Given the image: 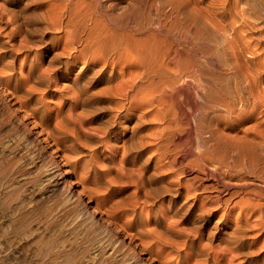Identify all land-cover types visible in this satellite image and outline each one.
<instances>
[{"label":"bare ground","instance_id":"bare-ground-1","mask_svg":"<svg viewBox=\"0 0 264 264\" xmlns=\"http://www.w3.org/2000/svg\"><path fill=\"white\" fill-rule=\"evenodd\" d=\"M198 1L0 0V183L73 185L42 263L264 264V51Z\"/></svg>","mask_w":264,"mask_h":264},{"label":"rangeland","instance_id":"rangeland-1","mask_svg":"<svg viewBox=\"0 0 264 264\" xmlns=\"http://www.w3.org/2000/svg\"><path fill=\"white\" fill-rule=\"evenodd\" d=\"M202 1L204 2V0H202ZM202 1L200 0L201 5H200L199 1H198V3L201 7L204 8L205 5L203 4ZM208 1H209V3H208ZM232 1L233 2H231V0H223V1L222 0H206V2L208 3L209 6L212 5V3H213V7L210 8L208 6H205V8H206L205 11L207 13L209 11L208 17L210 15V21L206 23V21H208V19L205 18L206 20L203 19L202 24H204V25L207 24V27L210 26L208 28H210V32L212 31L211 33H212L213 39L215 38L214 40L219 42V41H221V40H219L220 38L223 39V37L225 35L224 32L228 28H230V24L235 25L241 17V19L243 18V20H245V21L240 19V21H238L239 23H237L235 26L240 25L239 27H243V29H245V30L247 28V31H249L253 35V41L252 42L254 44H258L257 47L264 51V12L262 10H260L257 7V5L248 4L247 0H232ZM214 5H215V7H214ZM246 5L249 7L250 10H247L248 7ZM159 8L162 10H166V12L163 11L166 14L171 12V6L170 5H164V6L159 5ZM207 8H209L211 11ZM253 9H255V10H253ZM248 11L250 12L251 16L248 15L249 14ZM254 11H255V13H254ZM213 13H214V15H213ZM215 14H216V16H215ZM237 15H238L239 19H238ZM213 16L218 17V18H216L218 25H214V23H216V19H213ZM251 17H254V18H251ZM211 18L213 19V23H211L212 22ZM228 18H230V20L232 22H236V23L235 24L231 23V21L228 20ZM236 18H237V21H236ZM229 21H230V23H229ZM247 23H249V24L251 23L250 26ZM252 23L254 24V26H258V25L259 26L256 28H253L254 26ZM208 24H210V25H208ZM215 26H216L215 31H218V32H215L214 29L211 28V27L214 28ZM217 27H220V28H218L219 30L221 29V27H222V29L224 27V29H223L224 32L222 31V29L219 32ZM225 27L226 28L228 27V28L226 29ZM214 33H218V35L215 34L217 36H214ZM220 33L221 34L223 33V35H221ZM219 35H221L220 38H219ZM255 36H257V37H255ZM260 54L262 55V53H260ZM261 55H259V57ZM246 56H249V54H247ZM246 56L244 57V59L245 60L249 59V57H246ZM261 57L258 60L253 59L252 63L255 65L256 62L258 61V63L256 65H258L259 68L261 67V69H259V72H261V73H259V72L256 73V76L259 78L260 82L264 83V81H263V79H264V52H263V58H262L263 60L261 59ZM254 61H256V62H254ZM248 64H251V63H248ZM218 71H219V69L215 72L218 73ZM232 80H233L232 81V83H233L235 81V78H233ZM236 83L237 82L235 81L232 84V86L234 87V85ZM62 84H64V83H62ZM6 115H7L6 110L4 109L2 104L0 103V117H4ZM0 126L3 127L2 124H0ZM7 135H8L7 131L0 128V138L6 140ZM40 152H41V154L38 152L40 154V161H44V160L49 159V156H50L49 150H47V152H46L44 149ZM33 175H27L25 181H23V180L18 181V179H16L15 181L10 182L9 184L0 183V264H45V263H42L41 261H39V260H41V251H42L44 245L46 244V242H50L51 240L54 239L52 236L54 225H51V224L49 225L47 223V221L51 218H53V220H54L56 218V215L59 212L60 213L64 212V211L62 212V210H65L64 209V204H65L64 192L67 189L72 188L73 185H72V183H70V181H69L70 179L68 178L66 180V183H65L66 186H65L64 191H61L62 187H64L63 186L64 184H63V182H60V184L58 185L57 191L54 192V194L51 195L50 197L41 199V194H37L36 196H34L35 201H31L29 199L27 200L28 196H26V193L28 194L29 189L36 187L34 185V183L32 182V180L30 179L31 177H33ZM62 177L66 178L65 175H63ZM19 179H24V177L19 178ZM20 185H22L21 186L22 189L18 192L17 188L20 189ZM16 191H17V193H15L14 197L10 198V200L11 199L12 200L11 201L9 200L10 201L9 205L12 208V212L10 213L8 211H3L2 209L5 208V204H3L4 198H6L7 193L8 192L13 193ZM20 198L26 199V202L23 205L24 208L21 211L16 210V207L18 206V201ZM90 210L92 211L93 209L90 208ZM14 221L16 222V224ZM19 223H23L25 226V229L32 230V233H29L28 236H23V237L20 236V234H19L20 232L17 229V226L20 225Z\"/></svg>","mask_w":264,"mask_h":264}]
</instances>
